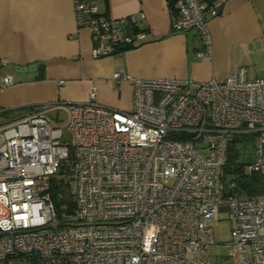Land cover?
<instances>
[{
    "label": "built area",
    "instance_id": "built-area-1",
    "mask_svg": "<svg viewBox=\"0 0 264 264\" xmlns=\"http://www.w3.org/2000/svg\"><path fill=\"white\" fill-rule=\"evenodd\" d=\"M172 2V30L198 31L197 55L211 56L209 21L220 9ZM75 10L95 39L94 58L147 40L144 12L102 16L90 0H75ZM125 79L131 110L100 104L93 87L85 102L34 106L0 126V264H220L211 247L222 212L234 264H264V193L236 195L235 181L223 179L236 135H254L251 171L264 176V78L241 66L207 81L114 74ZM13 84L6 73L0 91ZM48 108L67 110L71 143ZM64 162L71 206L51 193Z\"/></svg>",
    "mask_w": 264,
    "mask_h": 264
},
{
    "label": "crops",
    "instance_id": "crops-1",
    "mask_svg": "<svg viewBox=\"0 0 264 264\" xmlns=\"http://www.w3.org/2000/svg\"><path fill=\"white\" fill-rule=\"evenodd\" d=\"M90 1L102 16L144 12L139 26L147 30V40L94 58L95 39L87 26L78 24L75 0H0V81L6 73L14 78L13 85L0 91V126L34 106L85 102L93 87L100 104L131 110L134 86L126 79L115 82L118 71L139 78L207 81L225 79L243 66L250 78H264V0H210L220 14L209 21L212 54L206 57L197 55L203 43L198 31L172 30L168 0ZM35 62L34 72L16 70Z\"/></svg>",
    "mask_w": 264,
    "mask_h": 264
},
{
    "label": "trees",
    "instance_id": "trees-1",
    "mask_svg": "<svg viewBox=\"0 0 264 264\" xmlns=\"http://www.w3.org/2000/svg\"><path fill=\"white\" fill-rule=\"evenodd\" d=\"M170 5L173 7L171 0ZM33 108V107H32ZM254 135H236L230 141L228 147L227 161L224 166L223 179L235 181L236 186L232 193L236 195H257L264 193V176L260 173H247L246 166L251 163V159L244 156V149L252 147ZM73 158L71 151L70 160ZM69 160V161H70ZM70 162H64L59 173L54 177L51 193L57 206L69 204L71 198L67 186L70 184L69 175L72 174Z\"/></svg>",
    "mask_w": 264,
    "mask_h": 264
},
{
    "label": "rangeland",
    "instance_id": "rangeland-1",
    "mask_svg": "<svg viewBox=\"0 0 264 264\" xmlns=\"http://www.w3.org/2000/svg\"><path fill=\"white\" fill-rule=\"evenodd\" d=\"M53 118L54 123L63 128L67 143H71L73 134L68 128L69 114L66 109L53 110L49 113ZM245 158L253 161L254 148L247 147L244 149ZM247 173H252L250 163L246 166ZM74 184V181H73ZM215 244L211 247L212 257L220 262V264H234V258L230 255V248L228 243L231 242L233 235L231 229V222L227 212H222L220 218L213 223Z\"/></svg>",
    "mask_w": 264,
    "mask_h": 264
},
{
    "label": "water",
    "instance_id": "water-1",
    "mask_svg": "<svg viewBox=\"0 0 264 264\" xmlns=\"http://www.w3.org/2000/svg\"><path fill=\"white\" fill-rule=\"evenodd\" d=\"M37 67H38V63L35 62L25 66L18 65L16 66V70L21 72H34L37 70Z\"/></svg>",
    "mask_w": 264,
    "mask_h": 264
}]
</instances>
